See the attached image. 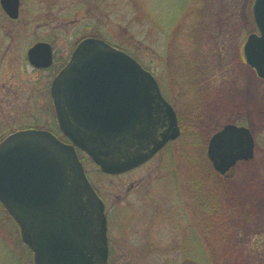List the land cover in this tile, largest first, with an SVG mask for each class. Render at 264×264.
<instances>
[{
  "label": "rangeland",
  "instance_id": "1",
  "mask_svg": "<svg viewBox=\"0 0 264 264\" xmlns=\"http://www.w3.org/2000/svg\"><path fill=\"white\" fill-rule=\"evenodd\" d=\"M19 1L17 19L0 6V142L31 127L55 133L51 81L88 36L136 59L177 114L180 136L125 174L80 155L105 202L108 264H264V81L236 47L249 0ZM38 42L55 53L50 69L27 61ZM226 124L252 131L254 158L208 176L207 142ZM0 264H33L1 205Z\"/></svg>",
  "mask_w": 264,
  "mask_h": 264
},
{
  "label": "water",
  "instance_id": "2",
  "mask_svg": "<svg viewBox=\"0 0 264 264\" xmlns=\"http://www.w3.org/2000/svg\"><path fill=\"white\" fill-rule=\"evenodd\" d=\"M0 6L18 18L19 0H0ZM253 11L261 36L247 37L243 57L264 80V0H255ZM26 58L33 68L47 69L52 48L36 43ZM49 93L58 128L69 142L42 129L7 135L0 142V205L17 225L33 264H107L105 206L76 148L104 174L128 172L179 137L176 114L149 71L97 38L77 45ZM161 119L166 128L156 136ZM206 156L223 176L253 158V137L247 128L227 124L208 140Z\"/></svg>",
  "mask_w": 264,
  "mask_h": 264
},
{
  "label": "flooded vegetation",
  "instance_id": "3",
  "mask_svg": "<svg viewBox=\"0 0 264 264\" xmlns=\"http://www.w3.org/2000/svg\"><path fill=\"white\" fill-rule=\"evenodd\" d=\"M254 2H255V0H249V3H248V5H247V13H246V17L243 18V19H239V18H238V20H239L241 23L247 24L248 27H249V30H248V32H247V36H246V38H245V40H244V43L246 42V39H247V37H248L249 35H256L257 37H260V36H261V33H260L258 27L256 26V20H255V18H254V11H253ZM19 3H20V1H19ZM87 38H97V39H100V38H98V37H96V36H95V37H93V36H88V37L82 38L79 42H77V43L73 46L72 51H71V54H72V52L74 51V49L77 47V45H78L82 40L87 39ZM101 40H102V39H101ZM44 43H45V42H44ZM244 43H243V45L241 46V49H240V46H236V47H239L238 53H240L241 56H243V46H244ZM237 45H238V44H237ZM54 54H55V53H54V51L52 50L53 63H54ZM53 65H54V64H52V66H51L50 68H52ZM249 68H250V67H249ZM48 69H49V68H48ZM250 69H251V68H250ZM251 71L255 73V71H254L253 69H251ZM259 80H261V79H259ZM262 81H264V80H262ZM160 91H161V89H160ZM161 94H162V92H161ZM162 95H163V94H162ZM164 100L170 105V101H169L168 99H166V98L164 97ZM159 111L163 112V111H164V108L160 107V108H159ZM263 111H264V109H263ZM175 113H176V112H175ZM159 114H160V113H159ZM160 115H161V116H164V112L161 113ZM176 116H177V114H176ZM164 122H165V120H164V119H161V123H160V125L158 126V129H157L158 134H157L156 136H159V134L165 130V128H166V124H165ZM232 125H235V126H238V127H245V128H247V129L249 130V132L251 133L252 137H253L254 148H255V139H254V135H253L252 131H251L248 127H246V126H244V125H241V124H232ZM263 125H264V124H263ZM224 126H225V125H224ZM224 126H223V127H224ZM56 127H57V126H56ZM223 127H222V128H223ZM222 128H221V129H222ZM55 133H56V135H57V137H58L59 139L63 138L62 135H61V133H60L59 130H58V127H57V130L55 131ZM169 144H170V142H168V143L164 146V148H162L159 152H157V153L153 156V158H154L155 156H157L162 150H164ZM76 151H77V154H80V155L82 154V152H80L79 150H76ZM79 157H80V156H79ZM153 158H152V159H153ZM253 158H254V157H253ZM253 158H252V159H253ZM79 159H80V161H81V158H79ZM250 161H251V160H248V161H240V162H238V163H241V162H250ZM81 163H82V161H81ZM238 163H236V165H237ZM82 164H83V163H82ZM236 165H235V166H236ZM83 166H84V165H83ZM95 167H96V166H95ZM84 169H85V167H84ZM97 169H98V168H97ZM85 174H86L87 179L89 180L90 184H91L92 187L94 188L95 192H96V193L98 194V196L103 200V198H102L101 195L99 194V192H98L96 186H94V184L92 183L91 179L89 178L86 169H85ZM124 174H125V173H124ZM103 202H104V200H103ZM104 205H105V202H104ZM105 213H106V210H105Z\"/></svg>",
  "mask_w": 264,
  "mask_h": 264
},
{
  "label": "trees",
  "instance_id": "4",
  "mask_svg": "<svg viewBox=\"0 0 264 264\" xmlns=\"http://www.w3.org/2000/svg\"><path fill=\"white\" fill-rule=\"evenodd\" d=\"M50 110H51V113H52V116H53L52 119H53L54 127H55L56 130H57V127H56V124H55V120H54V114H53L52 106H51ZM31 128H33V127H31ZM36 129H42V127H36ZM204 163L206 164V166H203V167H202V170H203L205 173H207L208 176H210L211 174H215V175L217 176V174L212 170L209 161H208V160H205ZM209 193H210V194H214L215 191H213V192H212V191H209ZM205 200H206V202H207L208 200H211V199L209 198V196H207V197H205ZM213 205H214V203H213ZM208 207H209V206H208ZM208 210H209V209H208ZM207 213L209 214V212H207ZM223 239H224V238H223ZM223 239L221 238V241H223ZM199 264H200V263H199ZM205 264H210V263L207 262V263H205Z\"/></svg>",
  "mask_w": 264,
  "mask_h": 264
}]
</instances>
